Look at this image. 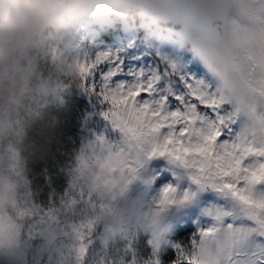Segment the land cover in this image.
<instances>
[{
  "label": "snow or ice",
  "instance_id": "obj_1",
  "mask_svg": "<svg viewBox=\"0 0 264 264\" xmlns=\"http://www.w3.org/2000/svg\"><path fill=\"white\" fill-rule=\"evenodd\" d=\"M189 2L202 16L186 25L194 55L165 58L174 83L153 69L124 75L119 52L79 61L81 90L104 106L109 129L89 151L105 186L131 183L151 164L164 186L157 206L185 209L164 250L149 246L143 264H264V0ZM183 6L160 0L157 14L178 16ZM217 16L223 40L206 33Z\"/></svg>",
  "mask_w": 264,
  "mask_h": 264
},
{
  "label": "clouds",
  "instance_id": "obj_2",
  "mask_svg": "<svg viewBox=\"0 0 264 264\" xmlns=\"http://www.w3.org/2000/svg\"><path fill=\"white\" fill-rule=\"evenodd\" d=\"M182 2L180 15L162 17L157 14L160 0H0V259L11 264L25 227L36 236L41 220L49 215L39 200L45 186L36 181L44 178L47 183L53 175L47 160L56 137L49 130L54 132L60 121L53 118L40 125L42 140L32 133L63 89H81L78 63L84 57L74 54L68 37L82 27H89L97 38L114 30H139L190 45L192 52L186 25L198 24L202 12L189 0ZM236 27L242 30L243 22L238 20ZM206 33L225 39L223 19L209 20ZM62 171L67 189L62 195L54 188L49 192V205L58 197L62 206L56 209L59 222L47 241L65 242L55 264H85L94 240L104 246L111 241L103 234H95L94 240L81 238L71 230L73 222L94 211L77 199L84 178L93 170L82 161ZM172 209L156 206L142 214L126 229L127 239L143 236L153 251H163L174 235Z\"/></svg>",
  "mask_w": 264,
  "mask_h": 264
},
{
  "label": "rangeland",
  "instance_id": "obj_3",
  "mask_svg": "<svg viewBox=\"0 0 264 264\" xmlns=\"http://www.w3.org/2000/svg\"><path fill=\"white\" fill-rule=\"evenodd\" d=\"M236 19L240 20L239 17ZM240 21L244 25V21ZM117 33H124V35ZM107 34L108 36L103 35L97 38L89 27H82L68 37V42L74 54L79 57L94 58L100 52H119L124 63L130 66L124 71V75L138 68L159 70L166 86L174 81L170 80L164 71L167 67L165 58L183 63L186 55H194L190 45L186 46L178 41H167L164 38L157 39L139 30H114ZM251 46L250 43L249 47ZM187 62L190 63V61ZM72 94L82 95L87 105L82 121V142L69 165L75 166L83 161L93 170L84 178L83 188L77 199L82 205L86 203L94 211L83 214L80 219L73 222L71 230L79 234L81 238L88 236L94 240L95 234H103L111 241L104 246L94 240L88 248L85 264H143L150 254L149 245L143 236L130 242L127 239L126 229L142 214L157 206L164 186H158L155 183L156 169L151 164L131 183H125L115 189L105 186L98 175L99 169L93 163L88 145L95 135L105 134L109 130L108 122L103 116L104 106L94 95L75 87L63 89L54 103H62ZM66 189L67 185L62 191L58 189L55 191L62 195ZM39 200L49 215L41 220V228L36 236L31 234L27 226L25 227L17 242V253L11 264H55L57 257L65 249L63 239L58 240L54 245H50L47 241L48 234L54 230V224L59 222L55 216L56 209L62 206L59 198L57 197L55 203L50 205L49 197L45 195L40 196ZM184 211L185 209L182 208H173L172 215L175 218ZM204 222L211 225L221 223L222 220L213 221L206 218ZM183 243L186 247L189 246L187 240ZM0 264H9V262L0 259Z\"/></svg>",
  "mask_w": 264,
  "mask_h": 264
},
{
  "label": "trees",
  "instance_id": "obj_4",
  "mask_svg": "<svg viewBox=\"0 0 264 264\" xmlns=\"http://www.w3.org/2000/svg\"><path fill=\"white\" fill-rule=\"evenodd\" d=\"M105 35L108 36V34ZM86 105V99L78 94L70 95L62 103H54L47 110L45 121L40 122L32 133L38 140H42V137L38 135L40 125L45 122L51 123L53 118L60 121L59 126L54 132L49 130L50 134H54L56 137L52 143L53 155L47 160L48 171L53 175H51L47 183L44 178H39L36 181L38 185L45 186L43 195L46 197H49V192L52 188L62 191L67 185L62 169L71 167L69 162L73 159V156L81 145L83 138L82 121L85 115ZM43 166V162L37 164L36 170H42Z\"/></svg>",
  "mask_w": 264,
  "mask_h": 264
}]
</instances>
